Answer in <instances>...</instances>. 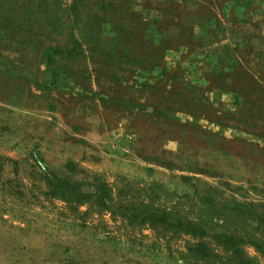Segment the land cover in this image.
I'll list each match as a JSON object with an SVG mask.
<instances>
[{"label": "rangeland", "instance_id": "1", "mask_svg": "<svg viewBox=\"0 0 264 264\" xmlns=\"http://www.w3.org/2000/svg\"><path fill=\"white\" fill-rule=\"evenodd\" d=\"M0 264H264V0H0Z\"/></svg>", "mask_w": 264, "mask_h": 264}]
</instances>
